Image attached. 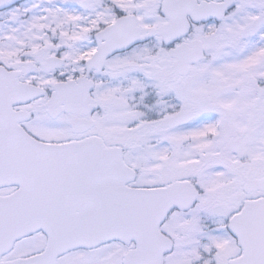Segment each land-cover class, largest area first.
Returning <instances> with one entry per match:
<instances>
[{"label": "snow or ice", "instance_id": "1", "mask_svg": "<svg viewBox=\"0 0 264 264\" xmlns=\"http://www.w3.org/2000/svg\"><path fill=\"white\" fill-rule=\"evenodd\" d=\"M0 264H264V0H0Z\"/></svg>", "mask_w": 264, "mask_h": 264}]
</instances>
